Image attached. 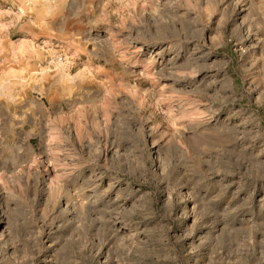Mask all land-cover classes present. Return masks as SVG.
<instances>
[{
	"label": "rangeland",
	"instance_id": "374dc122",
	"mask_svg": "<svg viewBox=\"0 0 264 264\" xmlns=\"http://www.w3.org/2000/svg\"><path fill=\"white\" fill-rule=\"evenodd\" d=\"M0 264H264V0H0Z\"/></svg>",
	"mask_w": 264,
	"mask_h": 264
}]
</instances>
